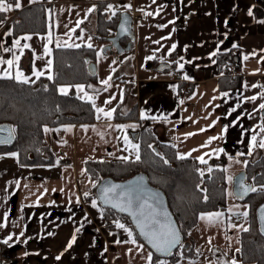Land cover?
<instances>
[{
    "label": "crops",
    "instance_id": "crops-1",
    "mask_svg": "<svg viewBox=\"0 0 264 264\" xmlns=\"http://www.w3.org/2000/svg\"><path fill=\"white\" fill-rule=\"evenodd\" d=\"M19 2L21 7L17 9L16 0L15 3L5 0L12 8L0 14V59H12V52H15L20 57L19 70L30 81L42 77L48 79L49 75L53 77L52 64L48 65V61H52V51L68 48L57 47V42L79 44L80 47L91 43L94 55L90 62L96 66V82L82 84L83 92L75 85H62L58 89L67 87L68 92L72 91L78 98L87 93L94 97L97 107L115 111L110 121L103 117L98 120L94 109L91 123L62 125L54 131L47 128L45 138L55 156V161L50 164L22 166L17 155H10L13 151L0 153V223L5 225L0 228V255H9V264H149L147 256L151 251L135 234L134 238L138 245H143L142 248L130 243H116L117 240L126 241L127 234L115 225L106 224L109 220L103 218V207L94 196L95 181L90 178L93 182L86 187L79 185L75 172L77 161H82L83 167L88 160L136 158L135 152L125 144L124 136L139 145L140 130L146 124L152 127L161 142L171 144L176 153L198 163L200 156L208 162L236 152L249 158L252 136L256 135L257 143L264 137L260 132L264 118L259 108L264 103V0ZM99 2L106 3L105 10L110 15L120 10L133 17L134 41L129 52L117 57L100 52L108 42L100 41L97 33L96 5ZM32 5L46 8L50 25L46 33L27 34L31 40L21 39V47L25 43L30 45L21 53L19 48H13V43L26 34L14 37L7 33H11L16 13ZM108 5H112L110 11ZM125 5L130 7L123 9ZM90 8L94 10L89 12ZM77 21L82 23L77 26ZM89 36L91 40H88ZM49 37L51 43H48ZM45 44L50 54L45 53ZM173 44L176 48L170 51ZM4 48L12 51L5 52ZM229 50H235L234 59L240 67L237 76L242 77V86L221 92L215 58ZM98 52L101 53L99 57ZM213 52L217 55L212 56ZM179 64L184 65L183 69ZM159 65L163 67L157 69ZM7 67L0 65V69ZM34 68L43 75L37 78L33 74ZM11 72L15 75V65ZM174 75L180 79H173ZM106 79L110 87L101 83ZM88 87H91V93H88ZM253 96L256 100L248 99ZM81 100L88 101L86 97ZM109 100L111 102L106 104ZM133 108L136 117H116L118 114L126 116ZM233 108L236 109L234 112L231 111ZM142 110L148 119H141ZM152 116L157 119H151ZM162 116H167V121L160 119ZM188 133L195 135L186 136ZM210 137L220 138L202 147ZM255 148L259 153L252 151L253 160L262 155L260 148ZM215 149L224 151L217 153ZM86 192L89 193L87 197ZM94 199L96 208L91 206ZM197 225L192 229L191 237H194L193 230ZM21 232L24 235L17 241ZM195 234L198 239V233ZM10 235L13 239L4 244L2 241ZM25 240L27 243L23 242ZM191 243L196 252H200L199 256L181 258L174 264H229L238 258L235 248L224 253L220 247L206 246L202 240L191 239Z\"/></svg>",
    "mask_w": 264,
    "mask_h": 264
},
{
    "label": "trees",
    "instance_id": "trees-1",
    "mask_svg": "<svg viewBox=\"0 0 264 264\" xmlns=\"http://www.w3.org/2000/svg\"><path fill=\"white\" fill-rule=\"evenodd\" d=\"M8 1L15 3V0ZM96 6L98 37L100 41H106L107 36L114 34L121 11L118 10L116 15L112 16L105 10L106 3L99 2ZM16 14L11 28V35L14 37L43 34L49 29V13L43 5L28 6ZM127 41L128 38L123 37L120 42L125 45ZM234 54L235 50H229L215 58L217 72L220 74L218 88L221 92L236 90L242 86V77H231L225 69L226 57ZM93 55L94 50L84 46L54 48L51 80L42 77L28 84H20L15 80H0V123H9L15 129L14 143L8 147H0V153L15 152L18 163L22 166L50 164L55 161V156L46 141L45 128L54 131L62 125L94 121V108L90 102L79 99L72 91L68 92V95L58 92V87L62 85L73 87L96 82V75L91 76L86 70L85 58L91 61ZM135 112L133 108L126 116L118 114L116 117L131 119L136 117ZM138 141V161L136 158L123 161L88 160L83 165L86 175L93 179L97 186L104 177L122 181L135 174L144 173L150 185L165 194L167 206L181 232L183 245H178L168 257L160 258L153 254V264L158 260L174 264L181 258H195L198 253L191 243V231L197 225L199 215L224 211L226 208L227 181L223 170L226 157L221 155L206 164L198 163L193 158L177 159L175 147L161 142L148 124L140 130ZM260 150L261 157L257 160L248 159L244 167L247 181L252 182L258 189L244 200L248 206V231L240 232L236 264H264V238L258 232L255 218L256 207L264 201V148ZM164 160L168 163L165 164ZM209 168L212 169L211 172L208 171ZM200 172H203V176ZM101 209L104 219L119 220L132 227L125 216L107 208ZM133 234L140 240L135 231ZM187 244L189 246H186Z\"/></svg>",
    "mask_w": 264,
    "mask_h": 264
},
{
    "label": "snow or ice",
    "instance_id": "snow-or-ice-1",
    "mask_svg": "<svg viewBox=\"0 0 264 264\" xmlns=\"http://www.w3.org/2000/svg\"><path fill=\"white\" fill-rule=\"evenodd\" d=\"M30 2H36V0H30ZM153 2H155V0H153ZM21 4L19 2V0H16L15 3V8H20ZM124 7H130L129 5H125ZM12 8V4L9 3H5V0H0V13L2 12H6L8 10H10ZM107 9L110 11L112 9V5H108ZM94 9L90 8L88 9L89 12L93 11ZM146 15H151V13H145ZM112 16H115L116 13L113 11L111 12ZM249 15H251V11H249ZM109 19H111V17H109ZM82 23V21H77V26H79V24ZM123 24L121 25V28L123 29ZM163 27V26H162ZM72 31H75V29H72ZM81 32H83V30H81ZM8 35H11V33H7ZM21 39L23 40H31L32 37L29 35H26L24 37H21L20 39H17L14 41L13 43V48H19L21 53L23 52L24 48H29L30 45L25 43L23 44V46L21 47ZM92 37L89 36L88 40H91ZM48 43H51V38L49 37ZM156 43H159V41H156ZM89 49H91L93 47V45L91 43H88L86 45ZM57 47H68V48H79L80 45L79 44H70L65 42L64 45H61L59 42H57ZM233 47H236V45H233ZM176 48V45L173 44L172 45V49L174 50ZM3 51L5 52H11L12 49L9 48H4ZM44 51L46 54H50V49L47 47V44L44 45ZM101 55V53H97V56L99 57ZM212 56L217 55L216 52H213L211 54ZM12 59H0V65L6 64L8 67L7 68H3L0 69V80H15L17 83L20 84H28L30 82L34 83V81H30V78L25 76L24 73L22 71L19 70L18 67V61L20 59V57L18 55H16L15 52H12ZM153 57H147V59H152ZM248 57L245 56V59H247ZM52 61L49 60L48 61V65L49 67L51 66ZM16 66V72L15 75L12 74L11 69L13 68V66ZM184 65L183 64H179V68L183 69ZM33 74L39 78L41 75H43L42 72L36 71L35 68L33 69ZM184 79H188L187 76L183 77ZM48 79H52V76L49 75ZM109 79H111L109 77ZM102 84L104 85H108L109 80H103L101 81ZM76 89L79 92H83L84 91V86L83 85H75ZM59 92L62 95H68V88L67 87H60ZM106 90V89H105ZM45 91H47V85H45ZM225 95H227L225 93ZM87 98L88 102H90L93 106V108L95 109L96 113H97V119H101V117L105 118L106 120L110 121L112 119L113 116V112L115 111V109H109V110H105L102 107H97L95 104V99L92 96H88L87 93H84V96L79 97L80 99H84ZM249 100H256V97H249ZM111 101H105V103H110ZM181 103H183V101H181ZM239 106V105H238ZM260 109H264V103L259 105ZM236 109L233 108L231 109L232 112H234ZM149 117L145 114V112L142 110L141 111V119H148ZM151 119L156 120L157 117L156 116H152ZM160 119H163L165 121H167V116H162L160 117ZM239 119V117L237 118ZM235 123V122H234ZM213 124H215V121H213ZM109 127H112L111 124L108 125ZM86 128V126H84ZM116 127L118 128H123L124 126H119L117 125ZM211 127V125L209 126ZM70 130V129H65ZM0 131H4V129H0ZM8 131V137L7 139H0V143H9L12 139H14L13 133L15 132L14 128H10L7 130ZM45 132H48L49 129L45 128L44 129ZM200 131H205V129H201ZM260 132L264 133V126H260ZM190 135H195V133H188L186 134V136H190ZM220 137H210L209 140L206 142L205 145H202V147H206L207 144H211V142L215 139H218ZM124 142L126 145H128L134 152L136 155V160L138 161L140 159V155H139V145L138 144H133L127 136H124ZM149 147H151V145H149ZM255 147H259V148H264V137H262L259 142L257 143L256 140V135L252 136V139L249 143V150H248V155L252 154V151ZM193 151H196V149H193ZM215 152L219 153V152H223V149H215ZM243 153H237V155H242ZM10 155L15 156L16 153H11ZM190 155V153L188 154ZM207 155V154H206ZM123 159L127 160V157H123ZM161 159H163V157H161ZM177 159H186L185 155H181L179 153H177ZM197 159L200 161V163L202 164H206L207 161L204 159L203 156L197 157ZM231 159V157H230ZM164 163L167 164L168 161L164 160ZM247 162L245 161V164ZM224 171H227L226 169H223ZM209 172L212 171L211 168L208 169ZM200 175L203 176V172H200ZM233 177L229 176L228 180L229 181H233ZM17 185H19V181L16 182ZM235 186L239 189V196L240 198H242L243 195L247 194L248 192H255L257 189L253 186V187H249L247 185H245L243 178H240L239 180L234 181ZM25 187H27V185H25ZM93 187H96L95 183L93 184ZM121 186L120 185H111L108 187H103L100 189V196L99 199L105 203V204H110L112 208L114 209H118L121 212H127L129 214V216L132 217L136 228L139 229V235L141 237H143L144 239H146L148 241V243L151 245V247L158 253L164 255V256H169L172 255V249L177 247V245H180L181 247H183V245L180 243V236H179V231L176 229V227L173 225V223L170 220L169 214L167 213L166 210L164 211H157L156 207H155V203H158V201H155L154 203H150L149 202V198H146L145 196H143L141 194V189L139 187L136 188H130L128 190H122L117 192V189H120ZM86 197L89 195V193H85L84 194ZM205 199H207V197H205ZM93 208L97 207V201L94 199L92 201V205ZM242 215H244L245 217L247 216V213H242ZM160 217H163V219H161ZM223 217V213L221 212H214V213H202L200 216L201 220H205L206 222L210 223V224H215V223H219L221 221V218ZM5 219H7V213H5ZM5 225L3 223H0V228H3ZM115 226L118 229H122L126 234L128 239L126 241H120L117 240L116 243H130L133 245H137V247L142 248L143 245H138L137 244V240L134 238L133 235V230L129 227H126L124 223H121L119 220L115 221ZM232 227H236L235 225H231ZM243 231H248L247 228L242 229ZM77 231H79V229H77ZM24 233L21 232L19 234V236L16 237V240L19 241L20 237L23 236ZM13 239V237L10 235L7 237V239L3 240L2 242L4 244H9V241H11ZM75 239V237H73V240ZM24 243H27V240L23 241ZM69 247H71V243H69L68 245ZM9 247H11V245H9ZM237 252H239V249H237ZM25 255H27V253H25ZM152 257H153V253L149 252L148 256H147V260L149 262V264H153L152 262ZM57 260L60 259L59 256L56 257ZM155 264H167L166 261L164 260H158L155 262ZM231 264H236V261L233 259L231 261Z\"/></svg>",
    "mask_w": 264,
    "mask_h": 264
},
{
    "label": "water",
    "instance_id": "water-1",
    "mask_svg": "<svg viewBox=\"0 0 264 264\" xmlns=\"http://www.w3.org/2000/svg\"><path fill=\"white\" fill-rule=\"evenodd\" d=\"M133 17L127 12V11H121L119 13L118 21L114 30V34L111 36H107L106 41L108 42L107 45H105L102 49L101 52L103 55H114L115 57L119 56L122 53L129 52L132 48V42L134 41V30H133ZM123 24V29L121 28V25ZM123 37L128 38V41L125 45L121 44V39ZM86 60V70L89 75L95 76L96 75V66L92 62H90L87 58ZM163 66L159 65L157 69H161ZM261 116L264 118V109H261ZM13 128V126L9 123H0V129H4V131H0V139H7L8 137V129ZM14 139H12L9 143H0V147L2 146H11L14 141H15V133H13ZM246 172L243 170L242 172L238 173L236 176H234L233 183H232V194L234 198L238 201H244L252 192H248L247 194L243 195L242 198L239 196V189L235 186L234 181L239 180L240 178H243L245 185L249 187H253L252 182L247 181L246 177ZM147 177L144 173H138L135 174L134 176L122 180V181H113L109 177H104L102 178L98 185L95 188L94 191V196L96 197V200L99 203V206L103 208L110 209L114 211L117 214L123 215L126 218L129 219L132 228L134 231L137 233L139 236L140 240L150 249V251L156 255L157 257L164 258L168 256H164L158 252H156L151 245L148 243L146 239L141 237L139 235V229L136 228V225L132 219L131 216L127 212H121L118 209H114L111 207L110 204H105L103 203L100 199V189L103 187H108L111 185H120L121 188L117 189V192L122 191V190H128L130 188H136L139 187L141 189V194L145 196L146 198H149L150 203H154L155 201H158V203H155V207L157 211H164L166 210L167 213L169 214L170 220L173 223V225L176 227V229L179 231V236H180V243L182 241V236L181 232L178 228V225L172 215V212L169 209L167 199L165 197V194L163 191H161L157 187H153L150 185V183L147 181ZM163 219V217H160ZM255 218H256V223H257V229L259 234L264 238V201L260 203L255 210ZM178 247V245H177ZM173 248L172 252L177 248Z\"/></svg>",
    "mask_w": 264,
    "mask_h": 264
},
{
    "label": "rangeland",
    "instance_id": "rangeland-1",
    "mask_svg": "<svg viewBox=\"0 0 264 264\" xmlns=\"http://www.w3.org/2000/svg\"><path fill=\"white\" fill-rule=\"evenodd\" d=\"M123 9H125V7H123ZM112 57L114 58V56ZM108 87H110L109 84H108ZM90 88L91 87H88L87 89L88 93L92 92L91 91L92 89ZM255 149L253 150V152L258 155L259 151ZM237 153L238 152H236L232 156L225 155L226 162L224 165V169L227 170L225 171L226 181H227V190H226L227 198H226V203H225L226 204L225 210L220 211L221 213H223V217L221 218V221L219 223L210 224L206 222L205 220H201L199 217L198 225L193 230L194 237H191L192 241L202 240L206 244V246L207 244L213 245V246L216 245L220 247L221 251H223L224 253L230 250L233 251L234 248L238 249L239 234L240 232L243 231L242 229L247 228L248 226V216L245 217L244 215H242V213H245V212L248 215L247 203H245L244 201H238L234 198L232 194V190H231L233 181H229L228 177L231 176L234 178V176H236L238 173L244 170L245 161L247 162L248 159L249 160H253V159L251 155L248 158L242 155H237ZM76 166L77 168L75 169V172L78 176V182L81 187H86L88 184H90V182H93L86 175V172L84 168L82 167V161L78 160ZM255 188L258 189L257 187ZM231 225H235L236 227H232ZM195 233H198V239L196 238ZM197 253L199 256L200 252H197ZM237 255H238V252H237Z\"/></svg>",
    "mask_w": 264,
    "mask_h": 264
},
{
    "label": "built area",
    "instance_id": "built-area-1",
    "mask_svg": "<svg viewBox=\"0 0 264 264\" xmlns=\"http://www.w3.org/2000/svg\"><path fill=\"white\" fill-rule=\"evenodd\" d=\"M226 58H227V62L225 64V69L228 72V74L232 77L239 75L240 67H239V64L235 61L234 55H228ZM173 79L179 80L180 76L174 75ZM115 221L117 220H114V221L109 220L105 222L106 224L115 225ZM10 262H11V258L9 255H6V254L0 255V264H9ZM167 264H171V263H167Z\"/></svg>",
    "mask_w": 264,
    "mask_h": 264
}]
</instances>
